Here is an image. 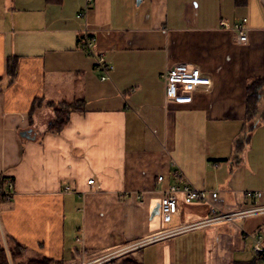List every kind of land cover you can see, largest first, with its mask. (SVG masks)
<instances>
[{"label":"crops","instance_id":"obj_1","mask_svg":"<svg viewBox=\"0 0 264 264\" xmlns=\"http://www.w3.org/2000/svg\"><path fill=\"white\" fill-rule=\"evenodd\" d=\"M244 18L247 45L221 27ZM85 28L112 67L106 81ZM179 62L212 86L167 103L161 75ZM181 178L210 200L181 196L167 223L164 192ZM4 179L15 185L0 197L10 264H264L253 250L264 247V0H0ZM222 214L238 216L211 222Z\"/></svg>","mask_w":264,"mask_h":264},{"label":"built area","instance_id":"obj_2","mask_svg":"<svg viewBox=\"0 0 264 264\" xmlns=\"http://www.w3.org/2000/svg\"><path fill=\"white\" fill-rule=\"evenodd\" d=\"M93 0H87V6L90 5ZM84 17V12L80 14ZM248 20L246 18L242 19L240 22L230 25L226 22L221 23V27L227 31H232L235 34L236 42L241 45H247L249 42V28ZM88 28L84 30V40L83 47L89 52L91 56L95 59V64L98 69L103 72L101 77L102 81L109 79L110 72L112 70L111 65L106 61V59L99 54H96L92 44L94 38L90 37L88 34ZM161 79L165 88V101L167 103L171 102H185L191 95L201 89H210L212 86L211 78L204 74L197 66L179 62L171 67L167 68L161 75ZM181 174H178L180 177ZM164 177L160 176L158 178V183L161 184L164 181ZM94 180L88 182L89 185L94 184ZM181 185H172L164 192V197L161 202V211L164 221L170 223L172 219L179 213V198L184 197L186 203L200 202L205 203L210 200L209 195L202 190L196 189L186 183L184 179H180ZM69 188H65L68 191ZM15 185L12 181L4 179L0 183V197L10 201L14 196ZM212 198H217V193H211ZM213 212H217L213 209ZM238 215H227L222 214L216 218L211 219V222H233ZM253 250L257 254L264 256V247L259 241L253 247Z\"/></svg>","mask_w":264,"mask_h":264},{"label":"trees","instance_id":"obj_3","mask_svg":"<svg viewBox=\"0 0 264 264\" xmlns=\"http://www.w3.org/2000/svg\"><path fill=\"white\" fill-rule=\"evenodd\" d=\"M49 2H55L57 4L60 3L61 0H47ZM247 2V0H236V4L238 6H243L245 5ZM9 68H8V72L9 74L14 77L15 74H16V68H17V65H16V61L15 60H9ZM262 85V82L261 81H257L255 82L254 85H252L250 88H249V93H248V108H249V111L252 109V110H255L256 109V106H257V90L261 87ZM70 111H65L62 112L61 114H59L57 116V120L55 121V123L51 126V129L50 132L52 133H59L61 132L63 129V127L65 126V124L67 123L68 121V113ZM25 251V248L24 247H21L20 245L16 244L14 250H11L10 251V256H11V260L12 262L16 261L19 257H21L23 255ZM0 264H10V261H9V257H8V254L5 250V247H4V244L0 238ZM28 264H56L54 263V261H51V260H32L30 262H28Z\"/></svg>","mask_w":264,"mask_h":264}]
</instances>
